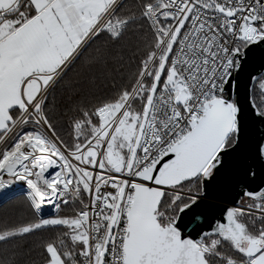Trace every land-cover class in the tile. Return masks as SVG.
I'll return each mask as SVG.
<instances>
[{"label": "snow or ice", "instance_id": "snow-or-ice-1", "mask_svg": "<svg viewBox=\"0 0 264 264\" xmlns=\"http://www.w3.org/2000/svg\"><path fill=\"white\" fill-rule=\"evenodd\" d=\"M14 185L43 264H264V0H0Z\"/></svg>", "mask_w": 264, "mask_h": 264}, {"label": "trees", "instance_id": "trees-1", "mask_svg": "<svg viewBox=\"0 0 264 264\" xmlns=\"http://www.w3.org/2000/svg\"><path fill=\"white\" fill-rule=\"evenodd\" d=\"M253 91L258 85H253ZM69 211L70 210H66ZM37 217L34 210L26 202L23 195L13 197L0 205V229L17 224L33 222ZM47 238V232H38L24 238H16L7 244L0 242V260L14 259L17 264H43V252L40 247L41 239Z\"/></svg>", "mask_w": 264, "mask_h": 264}, {"label": "built area", "instance_id": "built-area-1", "mask_svg": "<svg viewBox=\"0 0 264 264\" xmlns=\"http://www.w3.org/2000/svg\"><path fill=\"white\" fill-rule=\"evenodd\" d=\"M23 191H24V189H23L22 186L14 185L13 188L10 190L8 195L0 194V200L5 198V197H7V200H9V199H11L13 197L22 195ZM43 211H44L45 215H53V213L51 212V209H50L49 206H45Z\"/></svg>", "mask_w": 264, "mask_h": 264}, {"label": "water", "instance_id": "water-1", "mask_svg": "<svg viewBox=\"0 0 264 264\" xmlns=\"http://www.w3.org/2000/svg\"><path fill=\"white\" fill-rule=\"evenodd\" d=\"M254 84H250L249 87L252 89ZM7 201V197L0 200V205ZM226 202V201H225ZM50 216V215H49Z\"/></svg>", "mask_w": 264, "mask_h": 264}]
</instances>
